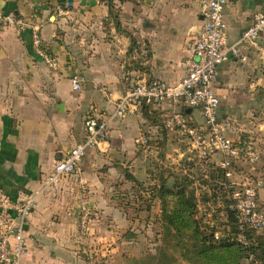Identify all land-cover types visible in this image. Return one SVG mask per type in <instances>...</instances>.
<instances>
[{
	"label": "crops",
	"instance_id": "0c3cea01",
	"mask_svg": "<svg viewBox=\"0 0 264 264\" xmlns=\"http://www.w3.org/2000/svg\"><path fill=\"white\" fill-rule=\"evenodd\" d=\"M201 1L0 0L1 10L28 23L24 28L0 26V190L19 200L39 189L54 163L82 141L84 119L112 111L109 99L122 96L139 79L180 81L187 45L202 24ZM223 13L228 41L234 42L256 14L264 13V0H227ZM31 23L39 25L58 62L56 70L34 53ZM258 45L264 49V36ZM263 51L244 47L245 60L230 57L217 70L218 116L234 141L264 135ZM75 74L80 90L71 85ZM177 109L163 103L111 119L107 140L88 149L80 163L83 184L74 174L59 190L36 198L25 224L28 253L22 264L91 263L77 255V242L84 238L77 235L80 206L97 216L88 222L92 233L101 224H115L121 195L142 193L141 186L160 211L159 189L183 183L194 193L198 215L222 208L220 200L214 205L210 198V183L224 176L218 166L222 157L212 155L208 167L199 169L188 139L163 125ZM185 113L193 123L202 122L199 109ZM252 142L259 160L249 164L234 159L230 180L253 183L264 207V141ZM107 211L113 219L104 217ZM118 237L117 230H110L91 240ZM113 245L109 253L119 247Z\"/></svg>",
	"mask_w": 264,
	"mask_h": 264
},
{
	"label": "built area",
	"instance_id": "2783aa9c",
	"mask_svg": "<svg viewBox=\"0 0 264 264\" xmlns=\"http://www.w3.org/2000/svg\"><path fill=\"white\" fill-rule=\"evenodd\" d=\"M227 0H202L200 13L202 24L197 34L187 45V54L182 61L185 75L175 83L160 79H139L124 94L109 99L113 109L104 116H87L84 119V137L81 142L70 148L53 165L52 170L42 179L39 189L28 196L13 200L0 190V264H22L28 253L25 224L36 206V198L44 192L57 191L66 177L78 174V182L83 184L79 174L80 163L88 149L97 147L108 138V124L113 118L133 115L142 107L170 103L178 107L164 121V127L185 136L193 152L199 169L208 167V160L214 154L221 155L218 163L230 187L229 206L234 211L238 223L237 239L246 244L243 232L253 230L264 233V207L259 204L256 186L251 182H236L232 176V161L243 159L249 164L256 163L260 151L252 141H234L226 134L225 123L218 116L221 98L215 92L219 65L236 57L245 60L243 48L254 46L263 51L258 40L264 36V13L255 15L252 23L246 27L238 39L228 41L227 25L224 21V7ZM71 2L66 4L70 7ZM15 25L24 28L28 25L13 13L0 9V26ZM31 45L34 53L53 70L58 68L56 58L50 53L40 33L38 24H29ZM264 52V51H263ZM72 88L80 90L82 83L75 74L70 78ZM187 108L199 109L201 123H193L185 113ZM146 143L142 140V144ZM88 209L82 206L80 230L87 225ZM230 235L234 236L233 233ZM213 236L218 239L219 231ZM253 258L252 255L249 256Z\"/></svg>",
	"mask_w": 264,
	"mask_h": 264
},
{
	"label": "rangeland",
	"instance_id": "374dc122",
	"mask_svg": "<svg viewBox=\"0 0 264 264\" xmlns=\"http://www.w3.org/2000/svg\"><path fill=\"white\" fill-rule=\"evenodd\" d=\"M258 138V140L250 138L247 140L264 141V135H259ZM143 187L146 186H141L142 193L121 195L120 208L114 210L117 217V220L114 219L115 224H101L92 232L93 234L87 230L88 222L97 216L92 214L90 210L88 211L87 225L82 232L80 230V217L83 212L82 206H80L77 216V235L84 238L81 240L82 242L80 241L81 243L77 242L80 247L77 255L81 259L91 262L89 264H164L169 259L173 264H264V253L261 247L256 248V256L253 258L236 249L226 251L220 248H212L204 242H202L203 247L200 246V250L196 251L195 238L190 235L191 232L186 228L179 230L169 226L168 230L162 224L160 208L158 209L157 203L152 204L154 198H147L148 195L144 194L145 190L143 189L145 188ZM148 200L151 201L150 205L145 204ZM96 213L99 214L100 211L97 210ZM219 213L216 214L217 217L213 213L206 218L214 220L216 230L226 235L228 233V226L225 222L227 212ZM104 217L113 219L110 211H107ZM204 228L206 227L204 226ZM110 230L118 231L117 240L113 241L106 238L91 240V237L96 233L107 234ZM256 235L264 240V233ZM114 242L119 247L115 252L109 253ZM258 243L263 245V243ZM198 245L200 244L198 243ZM82 247L85 249L83 250ZM98 247L102 248L103 253L98 251Z\"/></svg>",
	"mask_w": 264,
	"mask_h": 264
},
{
	"label": "trees",
	"instance_id": "16d2710c",
	"mask_svg": "<svg viewBox=\"0 0 264 264\" xmlns=\"http://www.w3.org/2000/svg\"><path fill=\"white\" fill-rule=\"evenodd\" d=\"M243 139H241V141H248L247 139ZM226 182V178L224 179V176H222L218 181L216 180L210 183V198H212L214 205L217 199L220 200V202H222V208L207 209L199 215L196 198L193 191L188 189V183H183V185L176 188H160L159 190L162 194L158 193V196L162 198L160 217L162 224L168 230L169 226L179 230L186 228L191 232L190 235L195 238V243L197 244L196 251L200 250V246L203 247L202 242H204L212 248H220L226 251L236 249L240 252H245L248 256L252 255L253 257L256 256L255 251L257 247H261L264 253V240H262V237L257 236L253 230L246 229L243 232L246 244L237 239L236 235L239 233L238 223L234 211L229 208L231 200L228 195L231 188L226 186ZM202 198L206 199L207 195L202 196ZM219 211L221 214L225 211L227 212V215H225V222L228 226V233L226 235L221 234L218 239H215L213 236L214 231H217L215 228V221L206 217L213 215V213L216 215ZM204 226L206 228H204ZM230 233H233L234 236L230 235ZM258 242L261 244L263 243V245H260ZM198 243L200 245H198ZM211 244H214V246H211ZM164 264H173V262L169 259Z\"/></svg>",
	"mask_w": 264,
	"mask_h": 264
}]
</instances>
